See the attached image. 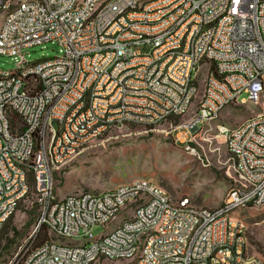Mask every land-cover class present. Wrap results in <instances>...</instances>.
Masks as SVG:
<instances>
[{
	"label": "built area",
	"instance_id": "obj_1",
	"mask_svg": "<svg viewBox=\"0 0 264 264\" xmlns=\"http://www.w3.org/2000/svg\"><path fill=\"white\" fill-rule=\"evenodd\" d=\"M11 1L0 0V7ZM203 21H214V28L203 29ZM49 42L59 44L60 56L25 58V49ZM0 54L16 59L14 70L33 64V72L15 81L0 67V222L25 190L18 164H29L39 187L31 207L49 236L28 249L36 257L20 255L23 264H85L95 253L127 256V264H264L253 256L244 262L246 224L229 217V210L264 206V0H113L105 8H97V0L86 7L77 0H20L0 35ZM36 78H44L45 97L32 100ZM192 92H201V99L192 100ZM247 104L261 110L218 131L234 153V182L235 170H242L255 187L227 193L218 207L173 198L144 179L125 183L117 194L78 192L66 195L64 206L43 207V199L55 195V173L70 163L69 154H81L90 133L106 136L115 122L135 126L127 116L148 119L152 130L198 108L193 122L174 128L186 130V140L205 118ZM6 116H13V130H6ZM36 121L44 123L42 134L33 133ZM56 122H64V133H56ZM30 151H37V160H30ZM51 160L58 167L44 173ZM144 196H152V206L132 216L131 225L96 248H75L76 239H94L96 226L108 225L115 213L128 214Z\"/></svg>",
	"mask_w": 264,
	"mask_h": 264
},
{
	"label": "rangeland",
	"instance_id": "obj_2",
	"mask_svg": "<svg viewBox=\"0 0 264 264\" xmlns=\"http://www.w3.org/2000/svg\"><path fill=\"white\" fill-rule=\"evenodd\" d=\"M23 54L28 61L34 62L60 56L61 47L57 42H49L25 49ZM16 64L14 57L0 54L1 68L14 70ZM200 98L201 92L194 100ZM194 110L191 108L185 116L169 120L152 130L139 125L114 128L55 173L57 195L64 197L78 192L110 191L125 183L144 179L163 187L173 198H189L199 207H218L234 183L230 154L218 128H234L260 111L261 107L253 104L229 106L216 120L205 123L185 140L181 133L186 130L179 132L174 128L191 121ZM31 193L15 213L13 229L7 228L0 235V264H10L19 246L37 226L38 211L31 207L36 203ZM133 213L134 209L128 214L120 213L109 227L96 226L94 239H76L75 244H90L110 235ZM232 215L240 217L246 224L247 256L264 257V206L236 210ZM57 244L64 245V242ZM100 261L98 259L93 264L127 263L108 259Z\"/></svg>",
	"mask_w": 264,
	"mask_h": 264
},
{
	"label": "bare ground",
	"instance_id": "obj_3",
	"mask_svg": "<svg viewBox=\"0 0 264 264\" xmlns=\"http://www.w3.org/2000/svg\"><path fill=\"white\" fill-rule=\"evenodd\" d=\"M24 3H37L41 0H22ZM79 7H86L88 5L89 0H77ZM113 0H97V8H105V4L107 2ZM20 7V0H12L10 4L5 5L4 7H0V35H5V27L9 25V18L17 15V10ZM214 28V21H203V29H212ZM177 56H184V49H177ZM22 72H33V64H25L22 65V70H5L1 68V73H7V81H15V79L22 78ZM33 88L34 93H32V100H39V97H45V82L44 78H36L33 81ZM199 92H192V100L195 99ZM201 99V98H200ZM189 111V110H188ZM187 111V112H188ZM187 112H181L180 115L177 117L180 118L185 116ZM198 115V108H195L194 112L192 113V119L189 122H193L194 118ZM214 121V117H207L205 118L204 123L199 124L197 126V131L202 128V126L207 123ZM20 122H27V115H20ZM189 122L185 123L188 124ZM127 124H135L139 126H143L145 128H149V120L148 119H135V116H127ZM122 122H115L114 128L122 127ZM158 125H152V128ZM5 127L6 130H13V116H6L5 119ZM44 131V123L43 121H36L35 126H33V133L35 134H42ZM56 133H64V122H56ZM105 135V131H96L90 133V141L89 142H82L81 143V152L85 148H87L92 142L98 140L99 138ZM230 154V161H234V153ZM78 154H69L68 155V162L73 160ZM30 160H37V151H30ZM52 167H58V160H51V162H45L44 164V173H51ZM18 171L21 177L23 178V185H24V192L21 194V197H17V206L16 210H8L6 211V216H4L3 221L0 222V232L2 231L3 227L5 226L6 222L11 218L16 211L18 210L19 206L21 205L22 201L28 196L30 192H32V196L34 201L37 202V198H39V187H37V175L36 170L30 169L29 164H18ZM235 177H237V182L228 190V193H233L236 191H241L242 186L245 187H255V180L251 179V177L242 176V170H235ZM147 182V186H159L157 184ZM119 189H125V184L120 185L110 191H107L108 194H117ZM188 203H193L191 199L186 198ZM66 203V197L60 198L56 191L53 197H49L48 199H43V207H51L54 205L57 206H64ZM122 204H129V197H122ZM152 206V196H144V200H139L136 203L130 204L128 206V211L134 209L133 216H137L139 212H142L144 209H150ZM236 210H229V217H233V213ZM120 213H115L113 219L105 225V227H109V225L116 219V217ZM126 214V213H125ZM245 223V222H244ZM132 224V217L126 219L114 232H112L108 236H103L100 239H96L90 244L84 243V245H76L75 248H96L98 246V241H106L107 238L113 237L116 235L120 228L123 226H129ZM41 225H44V218H38L37 226L32 234L25 240L24 244L20 245L18 251L14 255L13 259L11 260L10 264L15 262L16 264H23V257L20 255L24 252L28 251V257H36V250H28L29 248L33 247L32 243L36 236V233ZM243 242L244 246H248V240L246 236V230L243 231ZM57 249H64V245L57 244ZM253 258H261L264 262V257L262 256H253ZM100 259L101 263L103 260H112V261H125L127 262V256L124 255H117V256H108L103 255V253H95L94 258L91 261H88L85 264H93ZM99 262V263H100ZM244 262H252V256L248 257L244 255ZM127 264V263H124Z\"/></svg>",
	"mask_w": 264,
	"mask_h": 264
},
{
	"label": "trees",
	"instance_id": "obj_4",
	"mask_svg": "<svg viewBox=\"0 0 264 264\" xmlns=\"http://www.w3.org/2000/svg\"><path fill=\"white\" fill-rule=\"evenodd\" d=\"M177 118H171V119H177ZM13 220H14V215L11 218H9V220L6 222L5 226L3 227L2 231L0 232V235L5 233V230L7 228L13 229V226H12ZM35 237H36V239L34 238L35 241L33 240L32 246L34 245V243L38 245V244L44 243L47 240H49V236H48L46 226H44V225L40 226Z\"/></svg>",
	"mask_w": 264,
	"mask_h": 264
},
{
	"label": "crops",
	"instance_id": "obj_5",
	"mask_svg": "<svg viewBox=\"0 0 264 264\" xmlns=\"http://www.w3.org/2000/svg\"><path fill=\"white\" fill-rule=\"evenodd\" d=\"M202 127H203V126H202ZM234 184H235V182L230 186V188H231ZM230 188H229V189H230ZM64 197H66V196H64ZM60 198H63V197H60ZM16 212H17V211H16ZM14 215H15V214H14Z\"/></svg>",
	"mask_w": 264,
	"mask_h": 264
}]
</instances>
